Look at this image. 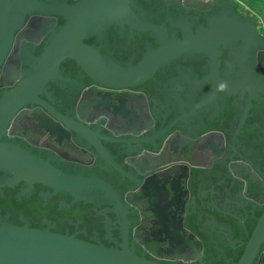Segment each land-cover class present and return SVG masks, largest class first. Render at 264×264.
Listing matches in <instances>:
<instances>
[{"label":"flooded vegetation","instance_id":"flooded-vegetation-1","mask_svg":"<svg viewBox=\"0 0 264 264\" xmlns=\"http://www.w3.org/2000/svg\"><path fill=\"white\" fill-rule=\"evenodd\" d=\"M34 1L0 65V98L66 25L61 8L80 0ZM130 1L167 42L191 51L120 87L65 58L1 137L65 173L105 182L120 207L96 187L72 195L0 169V224L126 243L165 264H235L264 211V32L235 0ZM84 42L125 67L158 50L161 35L111 23ZM143 120L151 133L139 129ZM253 264H264V240Z\"/></svg>","mask_w":264,"mask_h":264},{"label":"water","instance_id":"water-1","mask_svg":"<svg viewBox=\"0 0 264 264\" xmlns=\"http://www.w3.org/2000/svg\"><path fill=\"white\" fill-rule=\"evenodd\" d=\"M130 3V0H80L73 6L64 5L61 8V13L67 19L66 25L51 37L48 47L35 59L25 78L0 98V169L29 183H42L55 191L72 195H76L81 188L96 187L104 190L120 207L119 196L105 182L65 173L19 146L2 141L1 137L9 119L20 106L33 100L38 101L36 94L41 92L49 80L57 77L59 64L65 58L74 59L97 83L107 87H120L143 82L168 60L191 51L182 42H167L165 32L139 19L129 7ZM32 6H37L34 0H0V65L8 52L14 30ZM111 23L152 30L161 35V47L148 53L137 64L122 67L109 55L101 54L97 48L84 42L93 32L100 31L103 26ZM134 129L130 123L121 133L126 138H132ZM139 129L152 132L146 120L142 121ZM111 163L120 169L115 163ZM263 240L264 211L235 264H253ZM0 264L165 263L138 256L126 243L120 244L118 248L106 247L48 229L1 223Z\"/></svg>","mask_w":264,"mask_h":264},{"label":"trees","instance_id":"trees-1","mask_svg":"<svg viewBox=\"0 0 264 264\" xmlns=\"http://www.w3.org/2000/svg\"><path fill=\"white\" fill-rule=\"evenodd\" d=\"M239 2L243 8H245L249 13L256 16V18L261 22L262 29L264 30V0H235ZM241 255V254H240ZM235 259V262L239 259Z\"/></svg>","mask_w":264,"mask_h":264},{"label":"rangeland","instance_id":"rangeland-1","mask_svg":"<svg viewBox=\"0 0 264 264\" xmlns=\"http://www.w3.org/2000/svg\"><path fill=\"white\" fill-rule=\"evenodd\" d=\"M260 22V21H259ZM260 26H261V22H260ZM261 29H262V26H261ZM262 31L264 32V30L262 29Z\"/></svg>","mask_w":264,"mask_h":264}]
</instances>
